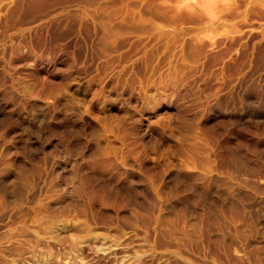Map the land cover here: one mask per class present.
<instances>
[{"label":"rangeland","instance_id":"374dc122","mask_svg":"<svg viewBox=\"0 0 264 264\" xmlns=\"http://www.w3.org/2000/svg\"><path fill=\"white\" fill-rule=\"evenodd\" d=\"M0 264H264V0H0Z\"/></svg>","mask_w":264,"mask_h":264},{"label":"bare ground","instance_id":"6f19581e","mask_svg":"<svg viewBox=\"0 0 264 264\" xmlns=\"http://www.w3.org/2000/svg\"><path fill=\"white\" fill-rule=\"evenodd\" d=\"M201 128H202V126H201ZM201 128L199 127L200 130H201ZM195 129H196V128H195ZM195 129L193 128V131H194ZM197 130H198V129H197ZM197 130H196V131H197ZM196 131H194V132H196ZM197 132H198V131H197ZM200 133H201V134H203V133L205 134V131H204V132H201V131H200ZM205 136H206V135H205ZM193 142H194V141H193ZM195 142H196V140H195ZM195 142H194L193 144H195ZM191 144H192V143H191ZM192 148H193V147H192ZM194 150H195V149H194ZM181 151H182V149H181ZM182 152H184V151H182ZM185 152H186V151H185ZM185 152L183 153V155L185 154ZM187 154H188V153H187ZM185 155H186V154H185ZM193 155H194V154H193ZM187 156H188V155H187ZM189 156H190V155H189ZM189 158H190V157H188V159H189ZM189 160H190V159H189ZM207 163H208V162H207ZM206 165H207V164H206ZM209 166H210V165H209ZM184 167L187 168L186 166H184ZM209 168H211V166H210ZM205 169L208 170L207 168H205ZM185 170H186V169H185ZM215 170H217V169H215ZM211 171H212V170H211ZM208 172H209V171H208ZM213 172H214V171H213ZM215 180H216V179H215ZM228 205H229V204H228Z\"/></svg>","mask_w":264,"mask_h":264}]
</instances>
